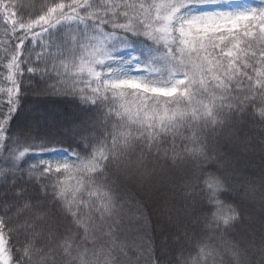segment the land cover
Here are the masks:
<instances>
[{"label":"snow or ice","instance_id":"6c2138e0","mask_svg":"<svg viewBox=\"0 0 264 264\" xmlns=\"http://www.w3.org/2000/svg\"><path fill=\"white\" fill-rule=\"evenodd\" d=\"M0 24V264H264V0H0Z\"/></svg>","mask_w":264,"mask_h":264},{"label":"trees","instance_id":"16d2710c","mask_svg":"<svg viewBox=\"0 0 264 264\" xmlns=\"http://www.w3.org/2000/svg\"><path fill=\"white\" fill-rule=\"evenodd\" d=\"M33 2L37 6H39V4L42 2V0H33ZM248 2L249 3H255L256 0H248ZM0 32H3V25L2 24H0ZM0 86H3L2 80H0ZM3 99H5V98L0 97V102H2ZM30 100L33 103H38V104H40V105H42L44 107L50 108V109L51 108H61V107H63V102H62L61 98H59V97L39 98V99L36 98V97H30ZM50 147L59 148L61 146L60 145H52ZM64 147H67V145L65 144ZM29 162L31 163L33 161H29ZM249 178L255 180L256 183L259 184V170H258V168H256V170L249 169ZM146 185H149V184L145 183L144 188H145ZM157 192L160 193V194H158ZM154 194H155L156 201L153 198H150V199L148 198L147 199L145 193H143V194L139 193L140 197L144 201V207H145L146 214H150L151 218L152 219L154 218V221H155V219H157V218L154 217L153 215L156 216V214H159V208H160V206L163 203V196H162V193L159 192V191H155ZM222 199H225V201L227 203H232V200L229 199L228 197H222ZM248 210L249 211L251 210V207H249V205H248ZM158 243H159V241H158Z\"/></svg>","mask_w":264,"mask_h":264},{"label":"rangeland","instance_id":"374dc122","mask_svg":"<svg viewBox=\"0 0 264 264\" xmlns=\"http://www.w3.org/2000/svg\"><path fill=\"white\" fill-rule=\"evenodd\" d=\"M256 163L258 164L259 162H258V160L256 161ZM256 170V167H253V168H251V170ZM155 191L156 190H154L153 188H151V186L150 185H146L145 186V188L143 189V191H141L140 193L141 194H143V193H145V195H146V198L148 199H150V198H153V199H155ZM158 193V192H157ZM158 194H160V193H158ZM258 195L259 194H257V199L256 200H248V201H246L245 203L247 204V205H249V207H251V210L249 211L251 214H253L254 215V217L256 218V220L258 221V218H259V199H258ZM155 201H156V199H155ZM154 217H156V218H159V219H161L162 221H163V217L162 216H159V214H156V216L155 215H153ZM258 217V218H257ZM153 220H154V218H153ZM156 220V219H155ZM259 225H258V223H257V227H258Z\"/></svg>","mask_w":264,"mask_h":264}]
</instances>
